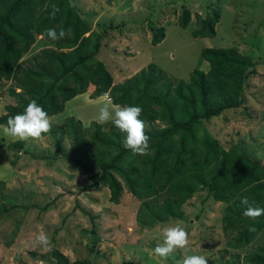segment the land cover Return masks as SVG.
<instances>
[{"label": "trees", "instance_id": "trees-1", "mask_svg": "<svg viewBox=\"0 0 264 264\" xmlns=\"http://www.w3.org/2000/svg\"><path fill=\"white\" fill-rule=\"evenodd\" d=\"M52 5L59 8L55 18H50ZM218 16L217 11L205 19L195 15L192 38L213 37ZM189 21V11L182 9L178 26L184 29ZM49 28L57 32L70 28L71 35L52 41L44 35ZM151 31L149 43L154 46L163 39L164 29ZM102 34L90 32L68 0H0V82L9 83L5 94L13 100L3 107L0 125L22 113L31 100L49 117L60 114L67 101L89 88L90 99L107 92L113 104L139 106L151 138L147 156L126 150L124 134L112 123L103 130V124L91 122L84 127L67 117L48 134L70 140L73 147L68 159L89 173L90 183L83 189L105 188L113 204H118L124 191L137 200L134 219L140 228L182 219L184 203L197 190H205L213 202L223 206L224 250L248 247L264 231V216L255 221L244 217L246 206L240 201L246 196L251 205L264 208V167L237 144L222 148L203 123L243 104L247 80L255 74L257 63L234 48H203L200 58L207 69H192L186 80L173 81L150 63L113 84L110 72L96 58ZM36 36L53 48H43L22 61ZM23 145L16 141L10 148L17 152ZM8 164L13 166L15 161ZM48 256L55 264H83L69 263L56 249ZM225 264H264V239L240 258L232 254Z\"/></svg>", "mask_w": 264, "mask_h": 264}, {"label": "rangeland", "instance_id": "rangeland-1", "mask_svg": "<svg viewBox=\"0 0 264 264\" xmlns=\"http://www.w3.org/2000/svg\"><path fill=\"white\" fill-rule=\"evenodd\" d=\"M90 32L103 35L96 56L118 84L153 63L173 81L186 80L192 69L203 71V48H234L256 62L255 74L247 80L243 104L203 123L206 131L227 149L237 144L253 161L264 167V0H68ZM187 9L188 25L182 29L177 17ZM218 12L215 35L192 38L196 18ZM164 29L157 45H150L152 30ZM43 48H53L40 36L24 61ZM0 86V115L13 100ZM91 88L64 104L63 111L50 116L61 125L73 117L87 127L97 122L101 97L90 99ZM101 124V123H100ZM111 122L103 123L107 130ZM153 124L155 128H160ZM14 140L0 130V264H55L42 251L36 237L46 234L51 249L69 263L83 264H175L186 255H203L208 264H225L232 254L239 258L264 239V231L253 243L238 251H225L220 230L222 205L205 190H197L182 206L183 217L152 228L135 223L138 202L123 192L118 204L108 201L105 188L83 189L89 173L68 159L73 145L65 136L47 134L40 142H24L17 152ZM24 151V152H23ZM15 161L13 166L8 161ZM183 227L189 234L187 248L177 250L167 261L154 255L168 226Z\"/></svg>", "mask_w": 264, "mask_h": 264}, {"label": "clouds", "instance_id": "clouds-1", "mask_svg": "<svg viewBox=\"0 0 264 264\" xmlns=\"http://www.w3.org/2000/svg\"><path fill=\"white\" fill-rule=\"evenodd\" d=\"M50 18H55L59 8L52 5ZM44 35L52 40L58 41L71 35V29L65 31L63 28L57 32L55 28H49ZM101 99L104 101L99 108L97 122H111L120 133L124 134L122 146L130 150L133 155L147 156L150 151V137L146 134L145 122L140 118L143 109L139 106H121L113 104L112 99L106 92ZM52 124L49 114L44 108L31 100L22 113L9 116L6 124L0 125L3 134L18 141L40 142L51 132ZM241 205L246 206L243 215L250 220L264 216V208L255 207L249 203L245 196L240 201ZM254 230V229H250ZM36 242L42 246V251L51 250V243L46 234L36 237ZM189 244L188 232L179 224L168 226L163 230V242L154 248V255L163 261H167L177 250L187 248ZM175 264H208L203 255H186L177 260Z\"/></svg>", "mask_w": 264, "mask_h": 264}, {"label": "crops", "instance_id": "crops-1", "mask_svg": "<svg viewBox=\"0 0 264 264\" xmlns=\"http://www.w3.org/2000/svg\"><path fill=\"white\" fill-rule=\"evenodd\" d=\"M7 82H0V86H2V89L4 90V86H5V84H6ZM10 103H12V102H10ZM3 113V112H2ZM1 113V114H2ZM77 120V119H76ZM81 123V122H80ZM82 124V123H81ZM1 130V129H0Z\"/></svg>", "mask_w": 264, "mask_h": 264}]
</instances>
